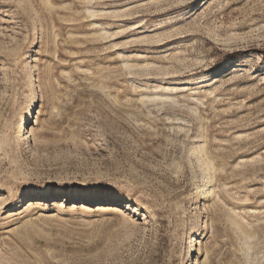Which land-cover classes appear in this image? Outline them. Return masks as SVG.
<instances>
[{
	"label": "rangeland",
	"instance_id": "1",
	"mask_svg": "<svg viewBox=\"0 0 264 264\" xmlns=\"http://www.w3.org/2000/svg\"><path fill=\"white\" fill-rule=\"evenodd\" d=\"M0 264H264V0H0Z\"/></svg>",
	"mask_w": 264,
	"mask_h": 264
},
{
	"label": "bare ground",
	"instance_id": "2",
	"mask_svg": "<svg viewBox=\"0 0 264 264\" xmlns=\"http://www.w3.org/2000/svg\"><path fill=\"white\" fill-rule=\"evenodd\" d=\"M31 118V113L26 117V120L30 119ZM25 119H23L22 122H24ZM20 129H22V127H20Z\"/></svg>",
	"mask_w": 264,
	"mask_h": 264
}]
</instances>
